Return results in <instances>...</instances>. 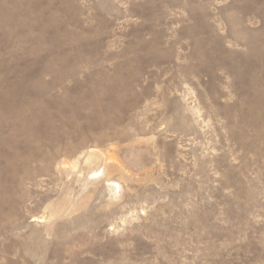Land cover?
<instances>
[{"label":"rangeland","instance_id":"1","mask_svg":"<svg viewBox=\"0 0 264 264\" xmlns=\"http://www.w3.org/2000/svg\"><path fill=\"white\" fill-rule=\"evenodd\" d=\"M0 264H264V0H0Z\"/></svg>","mask_w":264,"mask_h":264},{"label":"bare ground","instance_id":"2","mask_svg":"<svg viewBox=\"0 0 264 264\" xmlns=\"http://www.w3.org/2000/svg\"><path fill=\"white\" fill-rule=\"evenodd\" d=\"M95 176H97V174H95Z\"/></svg>","mask_w":264,"mask_h":264}]
</instances>
